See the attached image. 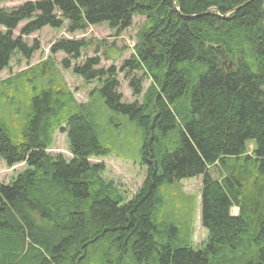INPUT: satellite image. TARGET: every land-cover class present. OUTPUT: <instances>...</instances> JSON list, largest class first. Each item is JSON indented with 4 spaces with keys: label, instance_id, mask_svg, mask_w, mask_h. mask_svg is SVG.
I'll return each instance as SVG.
<instances>
[{
    "label": "trees",
    "instance_id": "trees-1",
    "mask_svg": "<svg viewBox=\"0 0 264 264\" xmlns=\"http://www.w3.org/2000/svg\"><path fill=\"white\" fill-rule=\"evenodd\" d=\"M16 1L23 3L0 9V73L14 54L29 60L38 44L28 46L22 37L44 28L73 34L106 24L118 36L133 16L145 18L134 56L119 70L149 80L141 102L121 101L115 67L97 68L98 58L72 68L85 82L100 84L96 93L108 112L137 125L145 177L127 201L104 184L103 167L89 164L109 154L98 142L99 116L78 106L64 85L38 90L28 80L31 94L17 105L26 119L21 140L0 125V160L27 167L0 184V264H264V0L0 4ZM86 44L59 39L50 54L75 60ZM61 64L70 68L68 59ZM128 87L140 97L142 79L132 76ZM59 128L69 162L46 154ZM212 168L220 177L209 174ZM198 177L206 240L195 249L191 221L179 232L169 217L167 190ZM182 199L194 209L191 198Z\"/></svg>",
    "mask_w": 264,
    "mask_h": 264
},
{
    "label": "rangeland",
    "instance_id": "rangeland-1",
    "mask_svg": "<svg viewBox=\"0 0 264 264\" xmlns=\"http://www.w3.org/2000/svg\"><path fill=\"white\" fill-rule=\"evenodd\" d=\"M22 3V1L4 2L0 4V9H11ZM144 22V17L133 16L131 25L118 36L115 35V30H110L106 24L92 26L84 32L73 34H67L64 29L56 31L44 28L27 37H22V41L28 46H31L34 41L38 44V50L31 55L29 60L19 54H14L7 69L0 73V84L8 79L13 80L11 86H0V125L5 126L9 134L15 137V142L21 140L19 135L26 122L23 113L20 116L17 114V110L20 111V106L17 105L25 104L30 96L28 95V93L31 94V90L28 91L30 80L32 81L31 85L38 90L64 85L78 106L90 109L96 119L99 116L97 119V125L100 127V134L97 135L98 142L103 148L109 150V154L102 158H90L89 164L103 167V171L98 174V177L104 184L111 183L125 201L130 200L136 194L145 177V169L138 162L141 139L136 134L137 125L129 122L125 117L108 112L96 93L100 84L95 81L85 82L72 72V68L81 66L86 59L98 58L97 68L105 70L115 67L119 83L117 92L122 96L121 101L123 103L141 102L142 95L150 86L149 80L141 72L126 75V72L120 73L119 70L125 61L134 56L137 34L144 26ZM23 25L24 23L20 24L13 32L14 37L19 35V30ZM1 29L0 27V32H3ZM59 39L84 40L87 43V48L75 60L62 53L50 54V46ZM64 59L69 60L70 68H63L61 62ZM18 75L22 76L16 81L15 77ZM132 76L142 79V94L138 98L132 96L128 87ZM63 127L65 125L61 126V128ZM61 128L53 131L46 154L52 159L62 157L66 162H69L71 160L69 146L66 135L60 132ZM252 148V144L247 145V152L250 153ZM26 170L27 167L24 164L9 168L0 160V184L9 185ZM209 174L213 178H218L221 175L218 168L210 169ZM200 189L201 178L198 177L181 181L177 189L171 187L167 190V194L170 196L168 202L172 206L167 208L170 215L166 214L177 226L179 232H184L191 221L190 243L195 249H200L206 240V232L200 225ZM182 197L192 199L193 210L189 208L190 203ZM237 213L238 209L233 208L232 214L236 215Z\"/></svg>",
    "mask_w": 264,
    "mask_h": 264
},
{
    "label": "water",
    "instance_id": "water-1",
    "mask_svg": "<svg viewBox=\"0 0 264 264\" xmlns=\"http://www.w3.org/2000/svg\"><path fill=\"white\" fill-rule=\"evenodd\" d=\"M238 9H239V8H237V9H234V10H233V12L237 11Z\"/></svg>",
    "mask_w": 264,
    "mask_h": 264
}]
</instances>
